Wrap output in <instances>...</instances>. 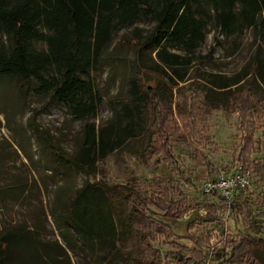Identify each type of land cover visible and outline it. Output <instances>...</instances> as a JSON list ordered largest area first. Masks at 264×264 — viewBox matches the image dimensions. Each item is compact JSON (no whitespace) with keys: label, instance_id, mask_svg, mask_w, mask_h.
Instances as JSON below:
<instances>
[{"label":"trees","instance_id":"16d2710c","mask_svg":"<svg viewBox=\"0 0 264 264\" xmlns=\"http://www.w3.org/2000/svg\"><path fill=\"white\" fill-rule=\"evenodd\" d=\"M263 14L264 0H0V81L16 82L23 94L32 84L37 95L49 96L84 123L71 153L37 135L42 152L52 155L50 169L68 177L72 169L83 175L78 186L66 180L52 192L48 209L59 239L44 234L38 223L5 227L0 264H160L153 243L159 235L173 233L149 213V206L169 218L188 209L173 199L169 180H152L156 194L134 178L109 182L103 169L100 179L94 177L97 164L108 155L162 150L171 159L167 148L172 136L197 142V109L186 100L183 110L175 109L179 128L172 106V86L191 78L196 90L204 92L206 111L229 107L237 113L244 137L236 161L264 182V160L249 159L256 111L264 112V59L255 52L233 76L205 70L195 74L192 63L211 25L226 36L250 28L264 39ZM120 31L116 47L131 51L130 62L122 63L126 75L110 103L111 116L96 125L88 119L101 96L90 73L102 60H121L120 53L110 51ZM34 41L45 47L36 49ZM209 179L215 182L216 175ZM204 194L224 198L216 189ZM207 207L215 209L214 204ZM251 238L231 239L223 261L264 264V240ZM195 240L200 247L202 239ZM192 258L187 260L191 264L205 262L200 250Z\"/></svg>","mask_w":264,"mask_h":264},{"label":"rangeland","instance_id":"374dc122","mask_svg":"<svg viewBox=\"0 0 264 264\" xmlns=\"http://www.w3.org/2000/svg\"><path fill=\"white\" fill-rule=\"evenodd\" d=\"M208 28L196 52L198 57L192 62L197 69L195 74L205 70L233 76L255 52L264 59V39L254 35L250 28L229 36L214 25ZM123 32L114 35L110 50L116 55L120 53L121 60L116 57L102 60L90 73L93 88L101 96L95 114L88 119L96 125L111 116L110 103L123 88L127 68L124 69L122 63L128 65L131 57L129 49L119 52L116 47ZM32 46L40 49L45 44L34 41ZM193 80L172 86V106L179 128L175 109L183 110L185 100L197 109V142L189 144L188 139L183 141L172 136L167 148L171 159L165 157L162 150L143 156L108 155L97 164L94 177L100 179L99 170L103 169L109 182L124 183L134 178L143 190L146 188L156 194L157 189L150 186L152 180L158 177L169 180L173 199L182 200L183 207L188 209L181 217L169 218L149 206V213L165 221L173 233L159 235L153 243L158 249L160 264H191L187 260L194 259L199 250L204 256L203 264H226L223 260L229 253L231 239L246 234L255 242L256 238L264 240V182L255 174L248 171L249 185L232 188L229 198L204 194L205 183L214 174L228 177L241 174L237 172L236 158L244 132L237 113L229 107L206 111L201 104L204 92L196 90L191 84ZM32 86L23 94L16 82L0 81V232L24 221L29 225L38 223L43 226L44 234L58 238L48 209L52 192L66 180L78 186L83 175L72 169L68 177L50 169L47 165L52 155L47 149L42 152L37 135H44L64 152L71 153L80 141L84 123L73 119L64 106L51 101L49 96L37 95ZM256 115L254 144L249 156L255 161L264 160V112L258 109ZM207 204H214V211ZM192 220V226L187 229ZM198 238L202 239L200 247L195 240ZM242 264L254 263L248 259Z\"/></svg>","mask_w":264,"mask_h":264},{"label":"built area","instance_id":"2783aa9c","mask_svg":"<svg viewBox=\"0 0 264 264\" xmlns=\"http://www.w3.org/2000/svg\"><path fill=\"white\" fill-rule=\"evenodd\" d=\"M237 172L241 174H237L236 176H225L221 174L216 175V180L213 182L212 180H208L205 183V190L211 191L212 189L218 190L221 196L229 198L233 194L234 187H243L249 185V175H248V169L245 167H242V165L237 164L236 166Z\"/></svg>","mask_w":264,"mask_h":264}]
</instances>
